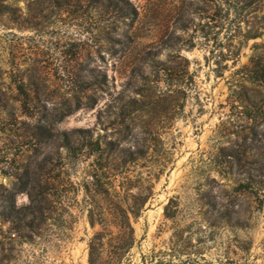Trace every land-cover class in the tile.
<instances>
[{"label": "rangeland", "instance_id": "1", "mask_svg": "<svg viewBox=\"0 0 264 264\" xmlns=\"http://www.w3.org/2000/svg\"><path fill=\"white\" fill-rule=\"evenodd\" d=\"M97 140L119 147L105 197ZM250 177L264 179V0H0V264H89L108 210L142 185L133 263L264 264Z\"/></svg>", "mask_w": 264, "mask_h": 264}, {"label": "trees", "instance_id": "2", "mask_svg": "<svg viewBox=\"0 0 264 264\" xmlns=\"http://www.w3.org/2000/svg\"><path fill=\"white\" fill-rule=\"evenodd\" d=\"M99 1L101 0H96V2ZM17 88L22 97L23 105L29 107L31 104V95L26 89V84L21 82ZM87 132L92 136L90 130H87ZM96 144L98 150V153L96 154H99L100 157H106V163L103 167L106 171L101 174L102 176H99V174L95 175L96 182H94V185L96 187L94 190L105 197V195L109 196L112 194L111 188H113L112 179L110 178L111 175H108L109 171L111 169L119 168L118 165L111 163L109 159L111 155L119 151V147L112 146L109 142L102 143L100 140H97ZM66 146L75 151L71 139H67ZM101 177H103L104 180L106 179L109 184V187L105 188V195L97 187L100 184ZM250 184L252 187L258 186L262 187L261 189H264V179L262 178L256 179L255 177H250ZM36 188V185L31 187V196L34 197V199L37 198V193L35 191ZM130 191L131 188L127 187L125 190V197L120 201L117 200L114 207H111L108 210L104 223L97 219V215L93 210L90 211L89 219L91 224L95 225L96 222L99 221L102 224V228L89 240V264H135L133 263L132 250L137 243V237L131 217L137 219L142 215L143 211L146 209L148 201L153 196V189L152 185H142L137 187L136 192L133 193ZM49 193V184L45 183L40 195L43 199H46ZM13 197L14 195H12L11 198L13 199ZM165 214L167 217L174 215L170 212V203L165 207ZM154 258L155 254H152L149 257L143 256L142 264H172L160 260L154 262Z\"/></svg>", "mask_w": 264, "mask_h": 264}]
</instances>
